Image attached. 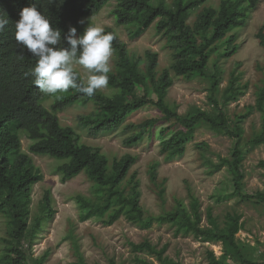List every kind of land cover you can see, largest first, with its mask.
<instances>
[{
  "label": "trees",
  "instance_id": "16d2710c",
  "mask_svg": "<svg viewBox=\"0 0 264 264\" xmlns=\"http://www.w3.org/2000/svg\"><path fill=\"white\" fill-rule=\"evenodd\" d=\"M108 1L0 0V11L5 12L10 21L0 33V213L7 218V236L2 239L0 264H44L47 257V252L35 256L32 246L37 233L53 218L55 210L46 190L38 214L30 218L32 186L41 180L42 174L29 153L60 160L56 172L63 181L81 172L87 175L91 182L89 193L78 192L72 196L79 219L98 217L108 226L122 216L139 228H149L153 223L167 224L174 228L176 235L220 243L221 255L216 256L208 250L207 264H264V243H260V251H256L236 237L243 226L240 214L228 212L220 224L208 209V223L203 225L199 200L190 190L187 204L175 198L167 209V178H159L156 160L150 162L147 173L162 210L158 214L146 213L140 203V180L137 172L131 171L136 156L125 153L109 159L99 148L81 142L76 130L63 126L58 117V112L66 106L91 102L93 111L78 117L80 129L89 135L117 130L126 132L128 135L123 143L127 146L142 136L151 135L160 125L159 151L166 162L183 156L199 128L226 135L233 141L229 155L218 154L214 161L207 156V152L212 153L210 145L199 141L193 144L199 159L211 172L225 167L237 197L264 211V190L248 192L243 169L247 153L264 144V79L256 87L255 103L230 114L226 103L244 95L248 84L241 82L236 67L222 87L223 70L218 65L237 52L234 30L245 25L260 0H220L216 7L203 5L205 0H171L170 4L153 0H116L112 14L117 24L131 25L128 27L132 38L139 37L151 24L165 38L172 52L169 68L158 69L156 52L145 51L142 57L136 56L113 29L106 27V33L115 35L112 43L115 60L107 86L111 92L104 94L97 90L89 97L70 88L66 92L48 94L52 100L47 107L44 105L46 93L34 85V77L30 74L37 58L15 39V22L20 19V12L36 5L51 19L52 26L62 31L63 37L70 27L82 34L85 28L93 26L86 18L97 14ZM200 6L190 22V16ZM82 20L84 23H80ZM256 37L264 46L263 27ZM211 65L213 70H210ZM170 70L187 81H205L210 108L192 105L185 113H179L177 106L167 100L168 89L173 83ZM77 73L79 79L84 80ZM147 106L154 107L157 114L137 123L127 122L130 114ZM251 112L259 113V126L246 132L243 120ZM21 136L29 140L27 152L22 150ZM260 164L264 167V160ZM64 239L69 241L75 264H86L74 232V222L69 223ZM129 245L133 252L154 257V260L136 257L140 264H181L164 254L167 245L157 247L148 239L129 242ZM253 251L258 252L257 256L254 257ZM109 264L116 263L110 260Z\"/></svg>",
  "mask_w": 264,
  "mask_h": 264
},
{
  "label": "rangeland",
  "instance_id": "374dc122",
  "mask_svg": "<svg viewBox=\"0 0 264 264\" xmlns=\"http://www.w3.org/2000/svg\"><path fill=\"white\" fill-rule=\"evenodd\" d=\"M170 4L171 0H153V2ZM220 0H205L203 5L216 7ZM116 0H109L94 16L86 18L93 26L103 29L110 27L117 37L125 43L126 48L138 57H142L145 51L158 53V69L169 68L172 62L171 48L167 45L162 35H159L151 24L139 37L130 35L131 25H119L112 14ZM201 6L196 9L189 21L192 22ZM263 27L264 32V0H260L257 7L251 11L244 26L234 30L237 52L227 60L218 62L223 70L221 86L227 84L229 73L237 67L241 74V82L247 83L244 95L237 101L226 103L227 111L232 114L245 110L248 105H253L256 99V87L264 79V46L256 37L257 31ZM80 31V29H79ZM115 55L110 63L114 66ZM210 66V70H213ZM82 78L86 81L87 70L82 66H76ZM173 83L167 92V100L177 106L179 113H185L187 109L196 105L203 109L210 108L207 99V83L202 80L187 81L176 76L170 70ZM109 94L108 87L99 90ZM44 101L47 107L52 97L48 94ZM93 103L79 102L71 104L58 112L60 123L63 126H71L80 136V141L94 148H99L109 159L120 157L125 153L136 156V162L131 171L137 172L140 180V203L146 213L158 214L161 212V204L155 192L152 190L148 178V166L153 160L158 161L157 172L159 178H167L166 204L168 209L175 198L189 202V190L198 198L202 212L201 224L208 223L206 212L211 210L212 215L221 224L225 214L236 212L241 215L242 229L236 234L237 239L248 245L249 248L260 251V243H264V211L261 207L250 202L240 200L231 181V176L225 167L216 172H211L207 165L199 159V155L193 144L199 141L207 142L211 151L207 156L217 161L218 154L227 156L231 153L232 139L226 135L214 133L205 128H199L194 139L187 144L186 150L180 158L165 161L159 151L162 137L159 133L160 125L156 126L151 135L142 136L136 143L127 146L123 139L128 135L120 130L110 133L89 135L80 129L78 117L93 111ZM157 110L147 106L141 108L127 118V122H140L146 118L155 116ZM243 125L246 132L251 127L259 126V113L251 112L245 116ZM29 140L21 136L22 150L28 151ZM34 165L39 168L42 178L32 186L30 218L38 214L42 195L49 191L52 207L55 214L43 228L37 233L32 246L35 256L47 252L44 264H75V258L70 250L69 241L64 239L70 222H74V232L79 238L81 250L84 253L86 264H109L114 260L116 264H140L136 257L154 260V257L144 252H133L129 242H140L148 239L157 247L167 245L165 255L181 264H207V251L211 250L216 256L221 255L220 243L202 242L191 235H176L174 228L167 224L153 223L149 228H139L129 223L124 217H119L113 224L104 225L98 217L79 219L77 206L72 199L76 193L88 194L90 180L84 172L63 181L61 175L56 172V166L61 163L49 155L29 153ZM264 160V144H261L247 153L243 160L245 172V188L248 192L264 190V167L260 162ZM7 218L0 213V254L3 248V237H6ZM254 253V251H253ZM258 252L254 253V257Z\"/></svg>",
  "mask_w": 264,
  "mask_h": 264
},
{
  "label": "clouds",
  "instance_id": "9594fccd",
  "mask_svg": "<svg viewBox=\"0 0 264 264\" xmlns=\"http://www.w3.org/2000/svg\"><path fill=\"white\" fill-rule=\"evenodd\" d=\"M9 22L7 14L0 11V33ZM15 39L37 58L30 74L34 85L43 93L56 94L71 88L91 97L108 86L113 33L89 26L78 34L75 27H70L62 37V31L54 28L51 19L33 5L20 12V19L15 22ZM77 65L87 70L86 81L79 79Z\"/></svg>",
  "mask_w": 264,
  "mask_h": 264
}]
</instances>
